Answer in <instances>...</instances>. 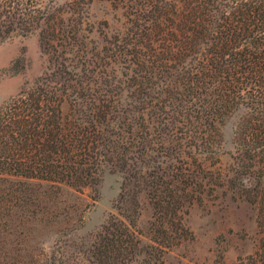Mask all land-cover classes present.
<instances>
[{
    "label": "trees",
    "instance_id": "16d2710c",
    "mask_svg": "<svg viewBox=\"0 0 264 264\" xmlns=\"http://www.w3.org/2000/svg\"><path fill=\"white\" fill-rule=\"evenodd\" d=\"M94 1L0 0V45L37 37L47 59L0 109V264H165L194 239L190 208L228 195L256 212L244 264H264V0H107L124 11L113 33ZM107 172L123 179L116 214L81 250L47 249L42 228L72 224L64 192Z\"/></svg>",
    "mask_w": 264,
    "mask_h": 264
},
{
    "label": "rangeland",
    "instance_id": "374dc122",
    "mask_svg": "<svg viewBox=\"0 0 264 264\" xmlns=\"http://www.w3.org/2000/svg\"><path fill=\"white\" fill-rule=\"evenodd\" d=\"M90 16L96 27L107 22L109 29L106 32L110 33L122 28L125 21L124 11L116 9L107 0H95ZM46 69L47 59L37 37L18 38L0 45V109L27 83L41 77ZM64 110L67 111V107ZM235 128V120L223 128L225 154L221 157V169L231 163ZM122 183L120 174L107 172L97 188L82 192L65 191L62 200L64 206L73 208L70 209L72 224L66 222L51 228L43 227L38 235L40 241L47 249L58 240L59 245H68L71 250L88 246L91 235L110 215L116 214L115 205ZM151 219L152 208L142 196L135 229L144 245L149 243ZM72 225L79 230L73 232ZM185 225L192 231L194 239L168 251L165 264H244L255 251L259 239L254 208L229 195L194 204L185 217ZM73 253L68 252V257L73 258Z\"/></svg>",
    "mask_w": 264,
    "mask_h": 264
}]
</instances>
